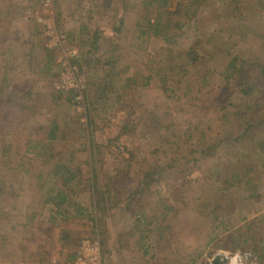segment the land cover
Segmentation results:
<instances>
[{"label": "rangeland", "instance_id": "1", "mask_svg": "<svg viewBox=\"0 0 264 264\" xmlns=\"http://www.w3.org/2000/svg\"><path fill=\"white\" fill-rule=\"evenodd\" d=\"M45 1L0 0V35L13 24L22 36L37 33L53 75L39 86L57 97L50 104L39 98L37 109L19 114L13 138L0 129V175L4 165L17 173L8 188L0 186L2 196L13 191L0 198V261L32 249L42 262L64 264L68 250L59 237L69 230L78 251L84 239L99 238L104 264H264V0H86L69 10L84 20L67 23L66 9ZM160 12L168 28L160 25L155 36L150 24ZM38 13L53 14L64 48L78 52L85 115L74 93L56 90L61 53L48 47ZM104 32L107 41L93 39ZM116 46L117 58L106 54ZM170 49L178 59L173 70ZM188 53L198 63L190 65ZM137 75L151 80L133 93L128 79ZM42 107L45 122L28 123ZM136 117V135L119 136ZM54 123L57 141L46 134ZM37 141L55 150L34 152ZM67 143L70 149H57ZM59 159L78 166L52 177L43 167ZM69 173L75 178L67 180ZM41 174L50 177L43 182ZM55 193L53 203L67 196L66 214L53 207ZM16 223L21 247L8 232Z\"/></svg>", "mask_w": 264, "mask_h": 264}, {"label": "crops", "instance_id": "2", "mask_svg": "<svg viewBox=\"0 0 264 264\" xmlns=\"http://www.w3.org/2000/svg\"><path fill=\"white\" fill-rule=\"evenodd\" d=\"M85 2L86 0H56V4L58 5V8L66 9L65 15H63L66 20L65 23H67V20H73L75 18L76 20H79L81 22L84 20V17L81 15V13L80 14L78 13L77 15V13L74 14L73 10L72 11L69 10L75 8L80 9V7H82ZM60 17L61 16H59V18ZM68 17H70L71 19H68ZM20 19L21 17L14 21H20ZM72 23H75V20L72 21ZM14 25L15 24L12 25V29L7 30L6 33H3V35H0V108L3 107L2 111L0 110L1 112L0 129L6 126V128L8 129L7 131L9 133V136L7 137L16 136L17 134L15 131L16 129L15 130L13 129L15 128V122L19 121L18 115L25 111L28 112L29 109L32 111L37 109L35 107L36 104L34 103L37 99L41 98V100H43L46 104H50L52 102H55L57 98V97L53 98L55 93L52 94V93H48L47 91H43L39 86L41 83L45 81L47 82L48 77H51L53 75H52V60L51 59L49 60L45 51L37 50V46H39V42H38L39 37H37V33L31 31H27V32L24 31L22 36V33H20L19 31V27L17 25L16 27H14ZM75 26L76 24L71 27L65 24L66 28L72 31L76 30V33L82 35L80 33L81 31H79V28ZM24 28H22V30H24ZM9 31L10 33H7ZM106 34L108 33L104 32L102 34H96V36L93 37V39L96 40L101 39L102 40L101 42L103 43V41L108 40V37H105L108 36ZM116 48L117 46L114 48L115 50L114 54H112L114 52L113 49L108 50L112 52L106 54L113 55L116 57L117 55ZM25 105L28 106L27 109L22 110L25 107ZM43 110L47 111L46 107L40 108L39 111L36 112V114L31 112L26 119L28 123L33 124V122H38V121L45 122L46 116L43 117L39 116L41 115V111ZM49 123L51 125L53 124L51 122ZM44 124L43 126L47 127V125ZM50 124L48 125L46 134L49 140L57 141V133L55 132L56 130H53L52 127L51 129H49ZM35 125H38V123H35ZM11 139L9 138L7 140H11ZM10 142L9 144L12 145L14 144V142L11 143ZM51 143H47L44 141H37L35 142V146L40 153L47 152V151H51L52 149L55 150V148H53L54 145H50ZM57 146H58L57 149L62 152L66 151L65 148L63 149L64 146H68L69 149L71 148L70 143L61 146L57 144ZM7 148L10 150L11 147H7ZM52 162L50 163L49 166L43 167V168H48L49 172L52 171L51 174L52 177H54L56 174L62 175V172H64L65 170L69 171L71 167L78 166V165H73L71 160L59 159V160H53ZM6 166L4 165L3 168L7 169V171L4 174L0 175V184H1L0 186L5 185L6 188H8L7 184L12 183L13 182L12 179L15 180V178L17 177V173H16V169L15 170L12 169L15 167V165L12 166L6 165ZM47 177L50 176L49 175L45 176L41 174L39 175L38 179L45 182ZM20 179H21V175L19 176V180ZM2 192L3 190L0 191V198L2 200H4V198H6L7 195H11V194L13 195V191L10 189H8V192L6 193L7 195H3L5 197L2 196ZM17 205H25V204L22 202H17ZM24 207H26V205ZM30 207L33 209L32 205ZM53 207L57 208L56 209V211L58 210L57 214H59V212H62L64 208L63 206L60 207L59 205ZM15 225L16 226L14 227V229L11 228V230H9L8 232H14V237H13L14 246L21 247L26 242L25 240H23L21 236H18V234L22 233V225L21 223H16ZM28 233L31 234L33 238L32 240H34V236H33L34 228L32 226L29 227ZM31 245H33V241ZM31 250L32 249L27 251L21 250L16 253L14 252L13 256H11V260H10L11 262L9 264H47L45 262H42L41 257L38 255L39 252L36 253V251L33 250L31 251ZM5 252H10V249H7ZM7 254L8 253H4L5 256ZM1 258H3V256ZM5 263L6 262L4 261H0V264H5ZM128 264H132V263H128Z\"/></svg>", "mask_w": 264, "mask_h": 264}, {"label": "built area", "instance_id": "3", "mask_svg": "<svg viewBox=\"0 0 264 264\" xmlns=\"http://www.w3.org/2000/svg\"><path fill=\"white\" fill-rule=\"evenodd\" d=\"M51 5L53 6L51 0H47L44 3L46 7ZM53 17L55 18L53 14L48 18L38 13L35 16V20L44 27L48 47L52 51L59 49L60 51L58 52L61 53V58L58 60L61 75L59 82H57L56 90L67 94L73 92L75 103L79 106V111L85 115L84 94L86 92V80L83 77L80 66L74 61L78 52L64 48L66 36L60 32ZM54 263L57 264L56 261ZM66 264H104L103 249L99 238L84 239L79 247L77 259Z\"/></svg>", "mask_w": 264, "mask_h": 264}, {"label": "trees", "instance_id": "4", "mask_svg": "<svg viewBox=\"0 0 264 264\" xmlns=\"http://www.w3.org/2000/svg\"><path fill=\"white\" fill-rule=\"evenodd\" d=\"M182 7V6H181ZM180 7V8H181ZM160 14H161V12L159 13V20H155L154 22H156L157 23V25H152V24H150V26H151V28H153V26H154V29H155V32H154V35L155 36H159L160 35V29H159V27H160V25H163V27H165V28H168V25L166 24V22L160 17ZM170 14H172V13H170ZM120 30V29H119ZM120 32V31H119ZM173 51V49H170L169 51H168V53L170 52V54L172 55L171 56V60L172 61H169V64L171 65V69L173 70V68H174V64H175V62L178 60V59H176V58H174V55L171 53ZM179 55H182V53H180ZM186 57H188V61H189V64L191 65V64H196V63H198V60H199V56L198 55H196V53H188V54H186L185 55ZM174 58V59H173ZM236 64V60H234V61H232V63H229V67H228V71L230 72V74L227 76L228 78H230V76H233L232 74H234V72L236 71V69H235V65ZM231 68H233L234 69V72L233 71H231ZM233 72V73H232ZM151 80V76H149V77H143V79H142V81H140V79H139V75H137V76H133V77H131L130 79H128V88L127 89H130V88H132L131 89V91H133V93H137L138 92V90H139V86L141 87L142 85H148L149 84V81ZM144 81V83L142 84V82ZM73 93V92H72ZM59 94L61 95V94H63V95H65V93H63V92H59ZM73 99V98H72ZM188 108H192V110L193 111H195V110H197V106H196V104H193V103H190V107H188ZM187 109V108H186ZM193 111H190V112H193ZM139 119L136 117V119H133L132 118V120H130V121H128L127 123H125V124H123L120 128V131H121V133H119V136H121L122 135V133H123V135H126V136H130V135H136V133H137V128L139 127ZM54 127H53V129L54 130H57V128H58V125L57 124H55L54 123V125H53ZM53 136H54V134H53ZM34 146H32L31 147V149H30V151H34ZM34 152H39V150H37V151H34ZM195 152H201V153H203L204 151H200V150H197V151H195ZM206 153V152H205ZM206 154H209V153H206ZM206 156V155H205ZM56 170H58V169H56ZM152 173V172H151ZM151 173H146V177H152V175H151ZM72 178H75V175L74 176H72L71 174H70V178L69 179H67V180H70V179H72ZM59 195H60V193L59 194H57L56 196H54V197H51L50 198V200L52 201L51 203H53V202H56V199L58 198V199H60L59 198ZM67 196H65V197H61V202L60 203H53V204H55V205H59L60 207H61V205H62V203L63 202H65L67 199ZM59 214H66V212H64V211H62V212H59ZM73 239H72V233L69 231V230H62L61 232H60V237H59V241L61 242V244H62V248H65V249H67L68 250V254L65 256L66 258H65V262L67 263V262H73V261H75L76 259H77V256H78V250L73 246V241H72ZM75 248V249H74ZM66 263H64V264H66Z\"/></svg>", "mask_w": 264, "mask_h": 264}, {"label": "water", "instance_id": "5", "mask_svg": "<svg viewBox=\"0 0 264 264\" xmlns=\"http://www.w3.org/2000/svg\"><path fill=\"white\" fill-rule=\"evenodd\" d=\"M219 260H220V259H218V261H217V262H219Z\"/></svg>", "mask_w": 264, "mask_h": 264}, {"label": "bare ground", "instance_id": "6", "mask_svg": "<svg viewBox=\"0 0 264 264\" xmlns=\"http://www.w3.org/2000/svg\"><path fill=\"white\" fill-rule=\"evenodd\" d=\"M233 264H235V263L233 262Z\"/></svg>", "mask_w": 264, "mask_h": 264}]
</instances>
